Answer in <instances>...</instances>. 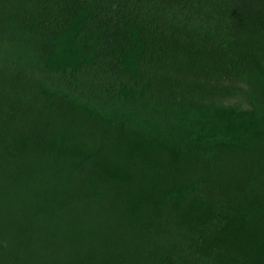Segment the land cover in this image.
Here are the masks:
<instances>
[{"label": "trees", "instance_id": "1", "mask_svg": "<svg viewBox=\"0 0 264 264\" xmlns=\"http://www.w3.org/2000/svg\"><path fill=\"white\" fill-rule=\"evenodd\" d=\"M0 264H264V0H0Z\"/></svg>", "mask_w": 264, "mask_h": 264}]
</instances>
